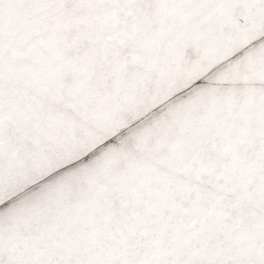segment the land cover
<instances>
[{
    "label": "snow or ice",
    "instance_id": "1",
    "mask_svg": "<svg viewBox=\"0 0 264 264\" xmlns=\"http://www.w3.org/2000/svg\"><path fill=\"white\" fill-rule=\"evenodd\" d=\"M0 264H264V0H0Z\"/></svg>",
    "mask_w": 264,
    "mask_h": 264
}]
</instances>
